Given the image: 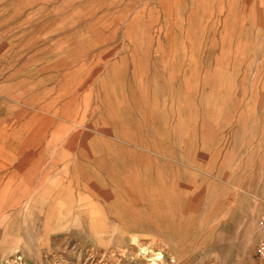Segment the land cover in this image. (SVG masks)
Segmentation results:
<instances>
[{
  "label": "rangeland",
  "instance_id": "1",
  "mask_svg": "<svg viewBox=\"0 0 264 264\" xmlns=\"http://www.w3.org/2000/svg\"><path fill=\"white\" fill-rule=\"evenodd\" d=\"M263 212L264 0H0V264H264Z\"/></svg>",
  "mask_w": 264,
  "mask_h": 264
},
{
  "label": "built area",
  "instance_id": "2",
  "mask_svg": "<svg viewBox=\"0 0 264 264\" xmlns=\"http://www.w3.org/2000/svg\"><path fill=\"white\" fill-rule=\"evenodd\" d=\"M258 226L260 231V242L257 247L256 253L257 256L264 262V212L260 216Z\"/></svg>",
  "mask_w": 264,
  "mask_h": 264
},
{
  "label": "bare ground",
  "instance_id": "3",
  "mask_svg": "<svg viewBox=\"0 0 264 264\" xmlns=\"http://www.w3.org/2000/svg\"><path fill=\"white\" fill-rule=\"evenodd\" d=\"M159 255V254H158Z\"/></svg>",
  "mask_w": 264,
  "mask_h": 264
}]
</instances>
